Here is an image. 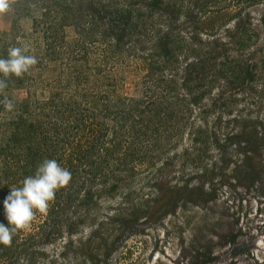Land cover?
<instances>
[{"label":"rangeland","instance_id":"374dc122","mask_svg":"<svg viewBox=\"0 0 264 264\" xmlns=\"http://www.w3.org/2000/svg\"><path fill=\"white\" fill-rule=\"evenodd\" d=\"M53 1L71 13L50 6L41 15ZM147 1L16 0L0 15V58L27 43L38 60L22 78L10 77L0 95L15 105L9 112L0 103V149L6 123L19 117L35 124L29 146L44 136L37 166L45 156L74 174L70 200L65 187L52 213L37 212L10 247L0 244V264H226L247 251L259 259L253 249L264 245V0L206 5L209 14L228 12L246 28L249 40L239 48L225 33L234 34L232 23L219 25L213 36L199 31L198 45L192 16L202 13L188 7L192 0H162L182 4L178 12L149 9ZM126 9L140 12L147 31L124 29L115 43L111 28L123 26L118 13ZM162 33L178 43L171 56L153 49ZM216 36L228 43L226 53L208 61L203 80L186 74L193 57L183 49L194 45L202 53ZM224 56L251 64L249 78L232 82L226 73L210 80L209 70ZM17 148L9 147L5 159L14 170L23 161ZM22 178L16 173L8 185L0 180V223L6 226L3 201ZM87 188L91 197L81 201ZM221 199L230 213L235 208L237 227H224L232 217L221 213L213 225L218 234L207 232L205 221L222 208ZM252 215L258 232L247 230L251 220L245 225Z\"/></svg>","mask_w":264,"mask_h":264},{"label":"trees","instance_id":"16d2710c","mask_svg":"<svg viewBox=\"0 0 264 264\" xmlns=\"http://www.w3.org/2000/svg\"><path fill=\"white\" fill-rule=\"evenodd\" d=\"M27 1V0H24ZM213 0H192V2L188 5V7L190 8H195L200 11V13H202L201 18H197L195 16H192V18L194 19H198L195 20L193 28H194V37L195 39L197 38L196 33H198L199 31H204L207 33H210L211 36H213V32L216 31L217 27L219 25H221L223 23V27H225L224 29L227 28L228 24L232 23V28L234 30V34L232 35L230 33V31L228 29L225 30V33L227 34V37H230V39H232L233 45L234 47H243L246 45L247 41L249 40V34L247 33L246 28L242 25V23L237 22L235 23L233 20L230 19V15L228 12H214L213 14H209L210 12H206L205 8L206 5H208L209 3H211ZM245 4L250 5L251 3H253L255 0H244ZM15 3L16 0H15ZM148 8H152V7H156L158 5L162 6L165 8V10H171L170 7L172 8V12H178L181 10V8H183L182 4H178L176 2H170V3H162V0H148ZM180 3V2H179ZM241 4V2H239ZM91 5H89V8L91 10H93V6H92V2L89 3ZM52 6V8H59L61 9L63 14H70L71 10L69 8L68 5L62 6L59 3H57L56 1H53L51 4H49V6H47V8L45 10H43V12H41V15H46L48 8ZM242 6V5H241ZM188 9V8H187ZM240 8H238L237 10H235V14H239L240 13ZM93 11H96V9H94ZM118 12V11H117ZM116 12V13H117ZM171 12V13H172ZM186 12H188V10H186ZM75 12H72V15ZM77 13H79L77 11ZM124 13V14H123ZM126 15V16H125ZM207 15V16H205ZM140 17L141 14L138 10L136 11H129V10H120L118 13V18L120 19V23H122L123 19H125V23L123 24V26L119 29L118 27H112L111 29H115L116 33L114 34L115 38L114 41L115 43L119 42L120 38L122 37V35H124L125 31L124 29H128L129 31L136 33L135 29H142L144 32L146 30V25L145 23H142L140 21ZM65 20L66 17H61V21ZM239 20V18H238ZM129 27V28H128ZM118 28V29H117ZM133 29V30H132ZM147 31V30H146ZM170 38L171 35L169 36V34L167 33H162V34H157V36L154 39V48L156 49L158 52L160 51L161 53H167V54H174L175 50L178 49V43H176V41L171 40ZM196 42L200 43V40H196ZM208 45H210L209 47L206 48V50H203L201 53L200 47L197 46H187L185 47V49H183V51H185L187 54L191 55L193 57V60H189L187 63H185V73L190 75L192 74H196L195 78L199 79V80H203L204 79V66L209 63L208 61H216L217 56L220 54H225L226 53V49L225 46L228 44L226 42H224V40H221L220 38L218 39V36L216 37H212V41H207ZM222 50V53H221ZM3 52L6 54V49L3 50ZM2 52V54H3ZM170 55V56H171ZM204 56H206V58H204ZM222 58V57H221ZM168 61V60H167ZM214 62V67L212 70H209V75L208 77L210 78V80L218 78L224 76L226 73L229 75L230 80L232 82L235 81H243L244 79L249 78L250 75V68H251V64H242V62H239L238 59H229L227 56H224V58H222V61H219L218 64H216ZM163 65V64H162ZM185 74V75H186ZM187 75L186 78L182 79V81L187 82ZM183 83V82H182ZM185 85V84H184ZM19 105H23V102L19 103ZM8 124L10 126H8ZM35 125V124H34ZM32 123H28L26 124L25 121L21 118L18 117V119L14 122V123H6L5 125V131L3 130L2 132V145H1V149H0V157H1V163L3 164V167L1 166L0 170H1V176H0V180L4 181L6 184H10V183H15L16 181H14V176L16 178V173L18 175H21V177L23 176V178H25L27 175H29L30 173H35V169L37 168V162L38 160L36 159L37 156V150L40 148V146L42 145V147H46L45 143L42 144L44 142V136H42V140L41 142H35V146L31 147L29 146V144H27V140L30 138V132L34 130ZM4 127V126H3ZM39 143V144H38ZM9 147H19L21 150L22 155L19 156L20 158H23L22 161V165L17 167L15 170L12 169L11 167H9L6 164L5 159H7L8 157V151ZM17 148V149H19ZM45 158L48 159V157H43L42 159L44 160ZM42 160V161H43ZM40 161L39 164L42 162ZM18 165V164H17ZM71 167V165H69ZM68 170L70 168H67ZM93 169L96 171V166H93ZM71 172V170H69ZM72 173V172H71ZM95 172L93 173V177H94ZM74 174L72 173V180L70 181V183L66 186V196L65 199L70 200V198L72 197V193H74V191L71 189V186L73 185V180H74ZM22 178V179H23ZM7 184V185H8ZM111 189H113L114 184L109 186ZM65 188V187H64ZM57 192H59V194H57ZM56 192L55 195V199H57L58 197H62L61 193L63 192V188L59 189V191ZM64 193V192H63ZM78 193V192H77ZM91 197L90 195V189L87 188V190H83L82 191V195H81V201H87L89 200ZM56 204H52L50 206L49 212L48 214L55 209ZM52 213V212H51ZM72 225V222L69 224Z\"/></svg>","mask_w":264,"mask_h":264},{"label":"clouds","instance_id":"9594fccd","mask_svg":"<svg viewBox=\"0 0 264 264\" xmlns=\"http://www.w3.org/2000/svg\"><path fill=\"white\" fill-rule=\"evenodd\" d=\"M15 0H0V15L7 13ZM30 45L9 47L7 58H0V95L8 87V79L13 75L22 78L38 63L35 55L28 54ZM6 111L11 112L13 100L4 95L0 100ZM72 180V173L56 159L45 158L36 168L34 175L26 176L20 187H11L3 201L8 225L0 223V244L10 247L13 237L22 230H27L35 221L37 212L46 215L56 192L66 187Z\"/></svg>","mask_w":264,"mask_h":264},{"label":"bare ground","instance_id":"6f19581e","mask_svg":"<svg viewBox=\"0 0 264 264\" xmlns=\"http://www.w3.org/2000/svg\"><path fill=\"white\" fill-rule=\"evenodd\" d=\"M248 196V195H247ZM246 196V197H247ZM222 197V196H221ZM220 197V198H221ZM226 197V196H225ZM229 197V196H228ZM227 197V198H228ZM223 198V197H222ZM254 198V194H251L250 193V196L247 198L246 200V205L243 207L245 208L246 211H250L251 208V201L252 199ZM224 199L220 200L219 201V204L221 205V209L220 210H217L215 213H211L210 215V218L207 217L206 221H205V230L207 232H211V233H217L219 232V230H215L213 228V225H215L217 222H221L222 220L220 219L221 217V213L224 214V215H230L232 217V220H224L222 221L223 224H224V227L226 228H229V226H232V225H236L237 227V216L235 215V208H233V210L231 211V213L227 210V206L224 205L223 203ZM261 202V200H259V203ZM233 203V202H232ZM229 205V204H228ZM233 205V204H232ZM258 205V203H257ZM260 205V204H259ZM214 207V206H213ZM206 208V207H205ZM215 208V207H214ZM255 208V207H254ZM258 208V207H257ZM261 208V207H260ZM238 209V207H237ZM236 209V210H237ZM198 211V210H197ZM192 212V211H191ZM208 212V211H207ZM238 212V211H237ZM197 214V213H196ZM215 218H213L212 216H215ZM245 219V218H244ZM249 220H251V224L249 225V227L247 228V230L249 228H254L257 232L261 230V224L260 222L257 221V219L255 218V215H252L249 219H247L245 221V225H248L249 223ZM243 221V220H242ZM244 223V222H243ZM200 224V223H199ZM241 227V226H240ZM194 228V227H193ZM239 229V228H238ZM246 230V231H247ZM224 231V230H223ZM264 232V231H262ZM192 234V232H191ZM202 234V233H201ZM251 236V235H250ZM205 237L208 239V237L205 235ZM184 239H186L187 241H192L193 239V236L192 235H187L186 237H184ZM263 239V238H262ZM264 240V239H263ZM209 241V240H208ZM217 242V241H216ZM192 242H188V245H191ZM220 244V243H218ZM252 247H254V245H252ZM255 249L253 250H257V255L259 257L258 260H255L253 258V253L252 251H247L248 253L244 256H240V257H237V258H234L235 260L233 259H227L226 261V264H230L231 262H234L236 261L237 263L236 264H263L264 263V245L263 244H260L256 247H254ZM185 250V248L181 247V253H183ZM221 253V252H220ZM173 258V257H172ZM254 259V260H253ZM178 259L176 258L175 261H177ZM225 262V261H224ZM221 264H224V263H221Z\"/></svg>","mask_w":264,"mask_h":264}]
</instances>
